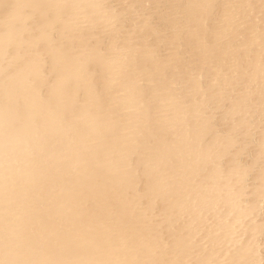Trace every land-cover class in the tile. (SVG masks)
<instances>
[{"label": "bare ground", "instance_id": "bare-ground-1", "mask_svg": "<svg viewBox=\"0 0 264 264\" xmlns=\"http://www.w3.org/2000/svg\"><path fill=\"white\" fill-rule=\"evenodd\" d=\"M0 264H264V0H0Z\"/></svg>", "mask_w": 264, "mask_h": 264}]
</instances>
